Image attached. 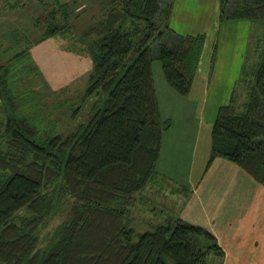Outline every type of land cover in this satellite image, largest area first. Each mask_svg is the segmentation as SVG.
Masks as SVG:
<instances>
[{"label": "trees", "instance_id": "obj_1", "mask_svg": "<svg viewBox=\"0 0 264 264\" xmlns=\"http://www.w3.org/2000/svg\"><path fill=\"white\" fill-rule=\"evenodd\" d=\"M53 1L39 42L65 36L73 26L69 4ZM218 1L220 23L249 20L259 33L254 44L248 42L228 104L217 111L207 166L226 159L264 186V0ZM100 10V19L78 37L91 62L83 99H96L88 120L69 134L41 135L20 115L7 69L0 66V264H206L210 255L222 260L216 239L200 226L171 218L137 233L131 215L156 178L163 135L171 126L161 117L153 62L160 63L167 85L186 97L205 37L169 27L173 0H102ZM65 199L66 217L41 245L40 228Z\"/></svg>", "mask_w": 264, "mask_h": 264}, {"label": "rangeland", "instance_id": "obj_2", "mask_svg": "<svg viewBox=\"0 0 264 264\" xmlns=\"http://www.w3.org/2000/svg\"><path fill=\"white\" fill-rule=\"evenodd\" d=\"M39 1L43 7L37 0H0V66L7 69L8 89L17 104V112L35 123L41 135H67L88 120L92 104L96 99V96L83 99L91 72V62L87 52L83 53V44L78 37L95 20L100 19L102 0H61V3L69 4L72 10L70 23L73 26L65 36L48 38L41 42L39 40L46 29L43 17L54 1ZM191 1L187 0V7H193ZM199 2L210 3L212 0H199ZM57 19L59 23L62 21L58 14ZM244 22L247 25L224 27L220 38L218 35L221 52L212 84V90H216V99L226 95L229 80L225 81V79L233 77L232 68H229L236 66L237 61L234 58L231 61L228 56L231 50H237L235 43L240 44L245 39L246 42L250 40V43L254 44L257 39L258 26L252 25L249 20ZM182 27L180 31H184L185 28ZM214 41L211 45L212 49H215L217 42ZM244 49L246 53L248 43L247 46L245 44ZM20 51L23 55L16 57L15 55ZM243 63L244 58L236 67L238 72L231 84V91L239 78ZM152 71L162 110L161 117L170 120L171 129L181 131V122L185 120V115L182 116V108L177 103H182L185 97L179 96L167 85L158 61L153 62ZM33 88H37L39 92V108L44 109L43 112L38 110L34 103ZM163 89L167 93H164ZM242 94L239 90V98ZM50 112L52 115L48 117ZM44 114L46 118L43 117ZM174 177L181 179L184 175L174 174ZM166 181L155 178L145 188V190L150 189L151 192L157 191L155 197L144 195L141 199L140 196L144 193L139 194L140 198L138 197L131 212L137 233L151 231L155 226L165 223L166 219L177 216L176 207L187 195L189 187L181 183L182 190L176 191L175 189L178 190L176 184L179 183L176 180H174L176 184ZM67 201L65 199L59 202L55 213L49 217L45 226L40 228L41 245H45L54 228L66 217L69 207ZM206 264H221V262L210 255Z\"/></svg>", "mask_w": 264, "mask_h": 264}, {"label": "crops", "instance_id": "obj_3", "mask_svg": "<svg viewBox=\"0 0 264 264\" xmlns=\"http://www.w3.org/2000/svg\"><path fill=\"white\" fill-rule=\"evenodd\" d=\"M191 3L193 7H187V0H173L169 27L180 35L203 34L205 40L190 92L182 103H177L182 108V116L185 115L182 130L170 127L164 133L156 178L173 184L176 180L179 183L176 184L178 190L173 188L176 191L182 190L181 183L189 187L176 207L175 218L212 234L224 253L219 260L221 264H264V186L226 159L215 158L207 166L211 127L219 107L229 102L226 100L232 92L231 84L238 72L236 67L245 56L244 48L248 43L245 39L240 44L236 42L237 50L229 52L228 57L231 61L236 59L237 65L229 68H232L233 77L225 79L229 80L226 95L216 99L212 84L221 52L218 35L220 38L224 27L247 24L244 20L220 23L218 0L210 3L192 0ZM182 26L184 31H180ZM214 38L217 42L212 49ZM159 106L161 112L160 103ZM174 174L184 177L176 179ZM142 193L141 199L144 195L157 196V191L150 189Z\"/></svg>", "mask_w": 264, "mask_h": 264}]
</instances>
